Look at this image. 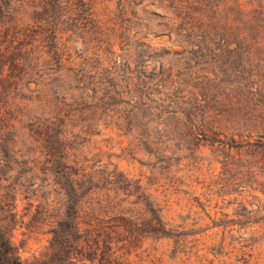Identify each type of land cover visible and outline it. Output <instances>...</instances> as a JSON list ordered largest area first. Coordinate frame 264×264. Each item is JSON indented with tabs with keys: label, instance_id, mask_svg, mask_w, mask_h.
Segmentation results:
<instances>
[{
	"label": "rangeland",
	"instance_id": "obj_1",
	"mask_svg": "<svg viewBox=\"0 0 264 264\" xmlns=\"http://www.w3.org/2000/svg\"><path fill=\"white\" fill-rule=\"evenodd\" d=\"M0 6L45 44L0 66V226L21 259L78 214L118 219L109 255L139 264H264V0Z\"/></svg>",
	"mask_w": 264,
	"mask_h": 264
},
{
	"label": "trees",
	"instance_id": "obj_2",
	"mask_svg": "<svg viewBox=\"0 0 264 264\" xmlns=\"http://www.w3.org/2000/svg\"><path fill=\"white\" fill-rule=\"evenodd\" d=\"M219 11V9L212 7L210 13L201 15V19H215ZM242 12L247 13L249 11ZM1 13L9 14L7 18L0 20L1 79L10 67L17 74L25 72L26 63L31 60V56L34 57L36 65L45 63L43 56L45 53L44 37L38 38L37 36V33L43 31L40 20H33V18L31 21L21 20L17 17L21 15L25 17V13L15 15L11 10H4L3 6H0ZM258 46L260 52L264 53V38L259 39ZM13 77L15 78L17 75H13ZM15 200L16 198L8 200L6 205L13 206ZM3 202L0 200V205ZM116 221L119 220L109 216L105 218L98 216L84 225L78 214L72 215L68 223L59 219L58 224L65 227L68 224L69 229H57L53 233V240L48 247L51 254L49 253L48 257L42 259L35 258L32 261H25L20 258L3 227L0 226V264H109L117 259L126 261L127 264H139L126 258V254L109 255L110 245L105 238L109 237V231L114 227ZM103 246L107 249L106 251Z\"/></svg>",
	"mask_w": 264,
	"mask_h": 264
}]
</instances>
